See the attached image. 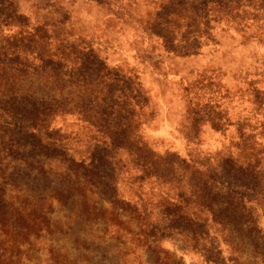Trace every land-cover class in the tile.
Wrapping results in <instances>:
<instances>
[{
    "label": "rangeland",
    "instance_id": "rangeland-1",
    "mask_svg": "<svg viewBox=\"0 0 264 264\" xmlns=\"http://www.w3.org/2000/svg\"><path fill=\"white\" fill-rule=\"evenodd\" d=\"M0 264H264V0H0Z\"/></svg>",
    "mask_w": 264,
    "mask_h": 264
}]
</instances>
